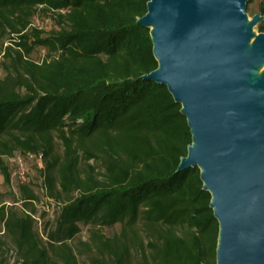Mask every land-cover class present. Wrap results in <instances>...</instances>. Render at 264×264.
I'll use <instances>...</instances> for the list:
<instances>
[{
	"label": "trees",
	"instance_id": "16d2710c",
	"mask_svg": "<svg viewBox=\"0 0 264 264\" xmlns=\"http://www.w3.org/2000/svg\"><path fill=\"white\" fill-rule=\"evenodd\" d=\"M148 2L0 0L8 42L0 55L9 59L0 75V171L9 185L5 157L20 165L19 155L41 154L50 196L68 195L46 242L23 207L37 198L28 184L13 193L22 209L0 208L20 264H80L69 241L81 224L93 239L79 243L83 264L217 263L211 192L199 167L177 172L192 143L187 117L167 85L143 77L158 67L151 29L138 22ZM38 12L55 27L33 26ZM36 46L48 49L41 61L29 57ZM117 223L112 236L93 230Z\"/></svg>",
	"mask_w": 264,
	"mask_h": 264
},
{
	"label": "water",
	"instance_id": "95a60500",
	"mask_svg": "<svg viewBox=\"0 0 264 264\" xmlns=\"http://www.w3.org/2000/svg\"><path fill=\"white\" fill-rule=\"evenodd\" d=\"M247 0H149L158 67L192 133L180 172L199 167L219 221L216 264H264V32Z\"/></svg>",
	"mask_w": 264,
	"mask_h": 264
},
{
	"label": "rangeland",
	"instance_id": "374dc122",
	"mask_svg": "<svg viewBox=\"0 0 264 264\" xmlns=\"http://www.w3.org/2000/svg\"><path fill=\"white\" fill-rule=\"evenodd\" d=\"M264 0H247L246 12L248 16V21L252 17L260 12V8ZM32 25L40 26L45 30H49L55 27L53 20L49 15L38 12L32 18ZM255 33L259 32L258 24L253 28ZM8 42H3L0 40V50L2 47L6 46ZM48 53V49L42 46H36L33 48L32 52L29 54V57L36 61H41L45 55ZM4 63H8L9 59L4 58L3 54L0 55V75H5ZM264 72V65L260 66L255 72L254 77H259ZM62 145L59 140L55 142V151L61 152ZM24 156V155H22ZM25 159L21 165H17L13 157H5V161L9 165V168L12 172V181L8 185L4 182V177L0 171V208L4 206L5 208L18 207L22 209V203H14L13 193L19 191V185L28 184L37 195V198L32 202H27L23 206L26 211L31 212L34 217V230L38 238L42 239L43 242L47 240V232L54 228L55 220L57 215L60 212L61 206L68 199L67 194H63L60 197L54 198L50 196L51 192L47 188L44 181V171L42 170L43 164L34 159ZM54 192V191H53ZM75 191L73 194L69 195L70 197L76 195ZM16 204V205H14ZM91 225L81 224V231L76 234L75 238L69 242L75 245L77 250V257L80 264H83V261L87 260L86 250L83 246H79L80 242L90 241L93 243L92 234H91ZM121 229V224L117 223L113 226H101L97 225L93 227V230H96L99 233H102L105 236H112L115 233H118ZM0 245L2 246L0 263L1 264H20L16 261L17 258V249L12 241V239L4 233V224L0 220Z\"/></svg>",
	"mask_w": 264,
	"mask_h": 264
},
{
	"label": "built area",
	"instance_id": "2783aa9c",
	"mask_svg": "<svg viewBox=\"0 0 264 264\" xmlns=\"http://www.w3.org/2000/svg\"><path fill=\"white\" fill-rule=\"evenodd\" d=\"M24 157H26L27 159H34V158H36L40 162H41V159H42V155L41 154L27 153L24 156L19 155L17 157V160H18V162H19L20 165L23 163V160L25 159Z\"/></svg>",
	"mask_w": 264,
	"mask_h": 264
}]
</instances>
